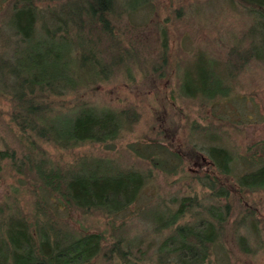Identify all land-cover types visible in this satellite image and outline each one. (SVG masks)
<instances>
[{
	"label": "trees",
	"instance_id": "obj_1",
	"mask_svg": "<svg viewBox=\"0 0 264 264\" xmlns=\"http://www.w3.org/2000/svg\"><path fill=\"white\" fill-rule=\"evenodd\" d=\"M152 1L125 0L119 6L117 0H69L50 10L48 21L41 18L31 0H15L10 6L7 26L17 37V46L11 59H0V94L11 101L12 127L27 152L22 153L20 163L13 149H0V157L30 173L48 195L33 191L31 212L25 211L16 197H0V264H149L139 243L120 233L123 222L111 226L108 238L98 230L73 227L62 210L117 215L138 200L148 171L105 156L84 157L73 165L51 164L41 155L38 139L54 147L72 148L112 140L123 125L132 124L135 113L122 119L119 112L99 109L82 99L79 89L109 80L119 68L124 67L128 74L129 62L136 66L145 60L134 48L122 49L117 26L118 21ZM230 1L243 6L253 18L255 29L247 35L249 46L231 52L233 69L219 72L203 64L197 66L196 74H190L194 85L189 81L181 84L184 94L203 101L226 96L230 87L225 82L237 68L252 60L264 62V0ZM166 54L165 42L160 55L163 62ZM69 94H74L72 104L66 97ZM174 152L181 158L178 150ZM190 152L194 160L200 157L194 145ZM207 153L217 172L229 174L232 156L226 147L210 143ZM204 176L200 180L211 189L209 197L226 198V202L206 206L209 219L197 208L204 207L197 195L171 198L149 210L148 220L158 230H171L155 251L157 262L153 264L204 263L210 246L220 239L231 208L227 200L230 191L225 177ZM231 184L239 193L264 187V159L239 173ZM188 213L197 216L196 221L179 222ZM238 239L246 249L244 236Z\"/></svg>",
	"mask_w": 264,
	"mask_h": 264
},
{
	"label": "rangeland",
	"instance_id": "obj_2",
	"mask_svg": "<svg viewBox=\"0 0 264 264\" xmlns=\"http://www.w3.org/2000/svg\"><path fill=\"white\" fill-rule=\"evenodd\" d=\"M14 1L0 0V59L5 61L11 59L17 46V37L7 26ZM31 1L41 18L48 21L49 11L69 0ZM117 1L122 6L125 0ZM118 23L122 49L134 48L145 60L136 66L131 61L128 74L124 67L119 68L109 80L83 86L79 93L99 109L119 112L122 119L135 113V120L123 125L114 139L102 143L58 148L41 139L38 142L41 155L51 164L73 165L84 157L105 156L148 171L149 178L138 200L117 215L72 209H62L63 214L73 227L98 230L108 238L111 226L123 222L120 233L139 243L145 252L144 261L153 264L157 262L155 251L171 230H158L148 220V211L171 198L197 195L204 206L197 208L206 219L211 218L205 207L211 203L223 205L226 198H210L211 189L200 179H205V173L217 174L226 178L223 181L230 191L227 200L231 208L225 215L220 239L210 246L209 257L201 264H264V187L239 193L231 184L239 173L264 159V62L252 60L244 68H237L225 82L230 87L226 96L203 101L184 94L181 88L186 81L194 85L190 74L195 75L199 65L219 72L233 69L231 52L249 46L247 35L255 29L253 18L230 0H154ZM165 42L163 62L160 55ZM66 97L70 104L75 102L74 94ZM11 109V101L0 94V149L15 150L20 163L27 148L14 133ZM210 143L228 149L232 156L229 174L222 175L215 169L207 153ZM192 145L202 160H194ZM249 159L253 163L246 161ZM33 191L48 195L30 173L18 170L9 158L0 157V197H16L23 209L31 212ZM196 219L188 213L179 222ZM239 235L246 239V249L241 248Z\"/></svg>",
	"mask_w": 264,
	"mask_h": 264
}]
</instances>
